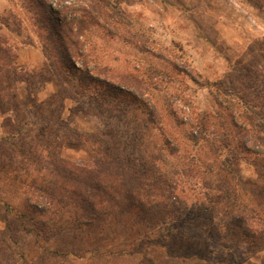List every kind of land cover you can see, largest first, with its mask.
<instances>
[{
  "label": "rangeland",
  "instance_id": "rangeland-1",
  "mask_svg": "<svg viewBox=\"0 0 264 264\" xmlns=\"http://www.w3.org/2000/svg\"><path fill=\"white\" fill-rule=\"evenodd\" d=\"M10 2L23 33H0L34 55L19 62L28 80L13 84V110L0 116V264H264V240L250 241L252 229H264V98L254 99L264 94V0H66L90 12L81 40L95 58L91 74L98 64L112 70L116 84L130 77L133 85L125 86L135 99L95 97L75 69L55 65L46 73L33 20L20 0ZM232 90H246L251 101ZM240 110L258 127L244 123ZM205 114L213 119L196 144L192 136L201 135L197 120ZM6 117L24 126L14 145ZM55 117L68 126L58 139L62 157L87 163L125 153L139 158L150 178L164 176L181 232L166 236L164 226L136 225V211L124 223L66 229L49 241L19 231L15 218L35 203L33 180L42 179L34 163L19 162V139L56 132Z\"/></svg>",
  "mask_w": 264,
  "mask_h": 264
},
{
  "label": "trees",
  "instance_id": "trees-1",
  "mask_svg": "<svg viewBox=\"0 0 264 264\" xmlns=\"http://www.w3.org/2000/svg\"><path fill=\"white\" fill-rule=\"evenodd\" d=\"M20 1L41 38L45 58L43 70L46 73H51V68L55 65L70 70L75 69L80 86L91 91L95 97L116 99L131 96L135 99L136 95L125 86L133 85L130 77H122V86L116 84L114 83L116 76L112 70L107 66L98 68V64L94 66L96 74H91L88 62L95 61V58L85 51L87 44L81 40L86 30L90 28L91 15L87 8H74L65 4L66 0ZM78 13L81 15L77 16ZM0 27L7 28L11 34L18 37L24 29L22 19L14 10L4 15L0 14ZM25 43L33 44L32 41ZM75 57L80 59L84 68H75ZM17 66V47L12 45L8 37L0 33L1 117H5L4 115L13 110L16 97L12 90L13 84L19 79L28 80L25 75H19ZM104 73L105 75H102ZM62 77L61 74L57 76L58 79ZM232 88L237 89V85L234 83ZM245 91L232 90L241 101L249 103L252 94H245ZM63 92L65 91L59 92L63 95L62 99L66 97ZM259 98H264V94H258L254 99ZM237 112L244 123L258 127L254 116L249 112L246 113L245 110ZM230 115L232 126L236 127L238 117L235 112ZM212 119L213 116L205 114L197 120L201 135L192 136L196 144L200 142V138L205 137L204 125ZM8 122L12 128L7 135L9 139L7 142L14 145L11 141H17V134L21 136L24 126H16L9 117L4 118L2 123ZM61 123L62 121L59 122V118L55 117L52 124L56 132L38 140L32 138L33 142L25 141L26 137L19 139V154L22 157L19 162H23V165H27L25 161L34 163L42 175L41 180H33L35 203L30 204L28 210L19 212L15 218L19 231L34 233L38 242L49 241L66 229L97 225L106 227L110 226L113 220H117L118 224L124 223L127 215L136 211L134 222L136 225L164 226L166 236H176L181 232L184 222L164 176L159 174L155 178H150L147 166L139 158L125 153L113 161L95 158L87 163L62 157L59 149L63 147V142H59L58 139H65L64 136H60L62 133L60 131L66 133L68 126H63ZM219 123L222 127L224 121ZM238 124L242 125L239 122ZM221 141L226 148L230 146L226 137H222ZM241 146L249 151L247 145L242 143ZM211 149L215 150V148ZM45 151L48 152L47 155H44ZM252 230L255 234L251 235L250 241L255 242L258 238L264 240V229Z\"/></svg>",
  "mask_w": 264,
  "mask_h": 264
},
{
  "label": "crops",
  "instance_id": "crops-1",
  "mask_svg": "<svg viewBox=\"0 0 264 264\" xmlns=\"http://www.w3.org/2000/svg\"><path fill=\"white\" fill-rule=\"evenodd\" d=\"M11 2L10 0H0V13H4L6 11H10L11 9ZM33 50L29 47H19L17 49V53H18V64L21 61L22 63H28L31 62L32 58H33ZM42 53V52H41ZM43 55V53H42Z\"/></svg>",
  "mask_w": 264,
  "mask_h": 264
}]
</instances>
